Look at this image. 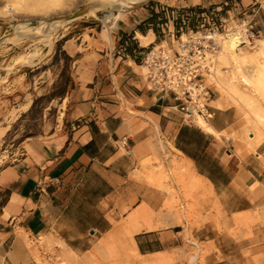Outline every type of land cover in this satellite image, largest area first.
I'll use <instances>...</instances> for the list:
<instances>
[{
	"label": "crops",
	"instance_id": "1",
	"mask_svg": "<svg viewBox=\"0 0 264 264\" xmlns=\"http://www.w3.org/2000/svg\"><path fill=\"white\" fill-rule=\"evenodd\" d=\"M251 13L263 35L262 0H153L125 11L109 33L90 29L89 42L69 45L74 86L62 123L0 167V264H37L28 242L43 238L83 256L117 232L114 221L143 206L147 227L133 235L135 251L152 256L180 248L181 227L161 228L151 217L167 194L144 180L165 149L188 163L227 215L264 207V140L246 143L237 109L212 88L204 120L211 130L185 123L174 95L152 89L143 67L156 46L176 51L181 35L205 15L230 20ZM259 237L254 244L214 235L215 262L264 264Z\"/></svg>",
	"mask_w": 264,
	"mask_h": 264
},
{
	"label": "rangeland",
	"instance_id": "2",
	"mask_svg": "<svg viewBox=\"0 0 264 264\" xmlns=\"http://www.w3.org/2000/svg\"><path fill=\"white\" fill-rule=\"evenodd\" d=\"M94 1L98 0H0V167L19 158L26 142L50 134L62 123L65 99L74 86L68 46H82L85 41L89 42L90 29H94L93 34L101 29L109 33L113 26L109 25L107 10H100L70 22H57L55 25L61 23L64 26L60 24L57 40L49 45L42 44L38 38L23 36V32L28 33L27 29L32 28L36 31L48 21H55V17H68ZM152 1L127 11L144 7ZM114 12L118 14L117 10ZM18 31H22L23 37ZM255 34L254 48L239 47L237 54L224 49L221 44L211 77L206 81L213 92L225 97L237 109V127L243 131L244 141L251 147L264 140V96L253 92L243 82L244 76L253 77L259 71L264 72V64L258 59V52L264 45V34L258 35L256 31ZM19 35L22 38H17ZM12 37L16 39L9 40ZM249 100L252 101L251 107L248 106ZM163 156V161L155 160L156 167L149 163L150 170L144 180L167 194L163 209L152 213L151 217L158 218L161 228L173 224L181 227L183 243L180 248L140 257L134 250L133 235L138 227L140 230L147 227L148 219H132L133 212L114 221L117 232L108 235L98 247L83 256H77L67 248L64 250L57 242L44 239L40 243L28 242L36 252V263L144 264L146 259H152L156 261L154 264H227L215 262L217 259L213 252L216 249L211 241L214 235L220 239L229 236L238 242L254 244L259 236H264V207L227 215L219 204L212 201L211 193L201 179L193 175L184 159L172 148L165 149ZM205 235H210V238L205 240ZM250 252V249H244L246 257Z\"/></svg>",
	"mask_w": 264,
	"mask_h": 264
},
{
	"label": "built area",
	"instance_id": "3",
	"mask_svg": "<svg viewBox=\"0 0 264 264\" xmlns=\"http://www.w3.org/2000/svg\"><path fill=\"white\" fill-rule=\"evenodd\" d=\"M216 14L203 16L196 30L181 35L176 51L156 46L143 60L150 87L174 95L185 123L211 116L212 91L206 81L222 38H234L238 47L254 48L256 41L254 13L230 20H217Z\"/></svg>",
	"mask_w": 264,
	"mask_h": 264
},
{
	"label": "bare ground",
	"instance_id": "4",
	"mask_svg": "<svg viewBox=\"0 0 264 264\" xmlns=\"http://www.w3.org/2000/svg\"><path fill=\"white\" fill-rule=\"evenodd\" d=\"M93 1V0H91ZM105 0H98V1H94L95 3L89 5L84 11L81 12L80 15L76 16V17H73L74 14L78 13V12H75L73 14H71L70 16L68 17H61L59 16L58 18H54L53 20L55 21H48L46 25H42L40 26L36 31L35 29L36 28H32V29H27L26 26L23 24V26H25V29H27L29 32H23V36H27V37H32V38H38L37 40H40V41H43L42 44H44V42L49 45L50 42H53L54 40H57L56 39V36L58 34V30H59V27H60V24L62 22H70L74 19H78V18H81L83 17L84 15H88V14H95L97 13L98 11L100 10H107V15H108V21H109V25L112 27L114 26V24L116 23V20L127 10L129 9H132L136 6H139V5H142L144 3H146L148 0H106L108 2H103ZM68 2V1H67ZM69 5V4H68ZM71 6V5H70ZM115 10L118 11V14H115ZM70 13V12H69ZM60 18V19H59ZM57 20V21H56ZM61 21V23H59V26L55 25L57 22ZM63 25V24H61ZM23 26L21 25V29H24ZM64 26V25H63ZM62 26V27H63ZM19 29V28H18ZM61 29V27H60ZM63 29V28H62ZM16 31V30H15ZM26 31V30H25ZM22 32V31H20ZM18 31L19 34H21L22 36V33H20ZM16 33V32H15ZM14 33V34H15ZM17 35V34H16ZM15 35V37H16ZM22 36V37H23ZM20 37V35L17 37V38H22ZM142 40H144L142 37H140ZM13 39H16L14 37H12L11 39L9 40H13ZM8 39H2V41H6ZM32 40V39H31ZM34 40V39H33ZM51 40V41H50ZM19 42V41H18ZM21 42V41H20ZM14 43V42H13ZM19 44V43H18ZM41 44V45H42ZM221 44H222V47L224 49H228L230 50L231 53H236L237 54V49L239 48L238 45H237V42L235 41L234 38H222V41H221ZM34 45V44H33ZM39 45V44H37ZM36 45V46H37ZM35 46V45H34ZM31 48V47H30ZM33 48V47H32ZM46 48V46H45ZM43 49V47H42ZM41 50V49H40ZM36 52V51H35ZM38 52V51H37ZM258 59L262 62V64H264V45H263V49H261L259 52H258ZM220 55H223V52L220 51ZM28 56V55H27ZM35 56V54H34ZM24 57V55H23ZM38 57V56H37ZM40 57V56H39ZM43 57V56H42ZM22 58V57H20ZM29 58V56H28ZM26 60H28L27 58H25ZM32 59V58H31ZM37 59V58H36ZM42 59V58H41ZM19 60V59H18ZM17 60V61H18ZM22 60V59H20ZM24 61V60H23ZM33 62V59L31 60ZM31 62V63H32ZM35 62V61H34ZM16 63V62H15ZM19 63V62H18ZM28 63V62H27ZM21 65H24L21 64ZM20 65V66H21ZM211 77V76H210ZM215 79V78H214ZM216 80V79H215ZM213 81V80H212ZM243 82L245 83V86H248L249 88H251V90L255 93H259L261 95L264 96V72L263 71H259L257 73V75L253 76V77H243ZM232 92L234 93H237V91L235 89H232ZM248 106H252V101L249 100L248 102ZM198 125L204 129H207V130H211V128H207L206 126V123L204 121L203 118H199L198 119ZM263 129H264V126H262ZM189 174V173H188ZM194 175V174H193ZM196 177V175H194ZM198 178V177H196ZM200 179V178H198ZM148 209L146 206H143L142 208L138 209L134 215L132 216V219H135L137 217H141V218H144V217H147L148 216ZM147 221V220H146ZM153 224V223H152ZM146 228V227H145ZM140 230V227H138L136 229L135 232H138ZM44 239V238H43ZM107 239V238H106ZM106 242V241H105ZM103 245V244H102ZM105 245V244H104ZM101 246V245H100ZM127 246V245H126ZM137 249V248H136ZM135 250V249H134ZM139 255V254H138ZM137 256V255H136ZM140 257H144V256H141L139 255ZM156 261L155 260H152V259H146V261L144 262V264H154Z\"/></svg>",
	"mask_w": 264,
	"mask_h": 264
},
{
	"label": "water",
	"instance_id": "5",
	"mask_svg": "<svg viewBox=\"0 0 264 264\" xmlns=\"http://www.w3.org/2000/svg\"><path fill=\"white\" fill-rule=\"evenodd\" d=\"M87 7H88V6H87ZM87 7H86V8H87ZM86 8H84V9H82V10L78 11V13L74 14V15H73V17H76V16L80 15V14H81V12H82V11H84Z\"/></svg>",
	"mask_w": 264,
	"mask_h": 264
}]
</instances>
